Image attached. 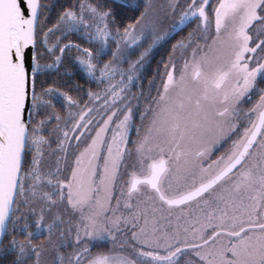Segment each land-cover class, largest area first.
Listing matches in <instances>:
<instances>
[{
  "label": "snow or ice",
  "instance_id": "1",
  "mask_svg": "<svg viewBox=\"0 0 264 264\" xmlns=\"http://www.w3.org/2000/svg\"><path fill=\"white\" fill-rule=\"evenodd\" d=\"M0 264H264V0H0Z\"/></svg>",
  "mask_w": 264,
  "mask_h": 264
},
{
  "label": "flooded vegetation",
  "instance_id": "2",
  "mask_svg": "<svg viewBox=\"0 0 264 264\" xmlns=\"http://www.w3.org/2000/svg\"><path fill=\"white\" fill-rule=\"evenodd\" d=\"M162 51V50H161ZM156 56H157V58H158V56H159V52H157L156 53ZM81 83H85L84 81H81ZM87 86V84L85 83V87Z\"/></svg>",
  "mask_w": 264,
  "mask_h": 264
},
{
  "label": "rangeland",
  "instance_id": "3",
  "mask_svg": "<svg viewBox=\"0 0 264 264\" xmlns=\"http://www.w3.org/2000/svg\"><path fill=\"white\" fill-rule=\"evenodd\" d=\"M176 38H179V37H176ZM153 65H154V61H153ZM89 85H87L86 87H88Z\"/></svg>",
  "mask_w": 264,
  "mask_h": 264
},
{
  "label": "trees",
  "instance_id": "4",
  "mask_svg": "<svg viewBox=\"0 0 264 264\" xmlns=\"http://www.w3.org/2000/svg\"><path fill=\"white\" fill-rule=\"evenodd\" d=\"M129 14H131V13H129Z\"/></svg>",
  "mask_w": 264,
  "mask_h": 264
}]
</instances>
